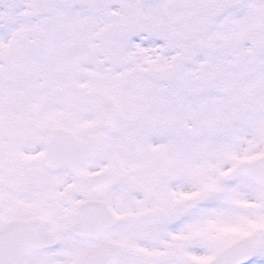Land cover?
<instances>
[{
  "label": "snow or ice",
  "instance_id": "6c2138e0",
  "mask_svg": "<svg viewBox=\"0 0 264 264\" xmlns=\"http://www.w3.org/2000/svg\"><path fill=\"white\" fill-rule=\"evenodd\" d=\"M0 264H264V0H0Z\"/></svg>",
  "mask_w": 264,
  "mask_h": 264
}]
</instances>
